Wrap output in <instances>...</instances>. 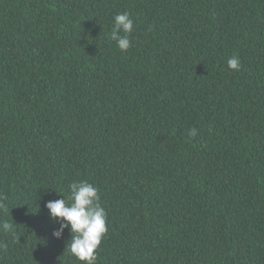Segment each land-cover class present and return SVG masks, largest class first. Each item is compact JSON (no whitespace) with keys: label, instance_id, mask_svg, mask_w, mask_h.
I'll use <instances>...</instances> for the list:
<instances>
[{"label":"trees","instance_id":"obj_1","mask_svg":"<svg viewBox=\"0 0 264 264\" xmlns=\"http://www.w3.org/2000/svg\"><path fill=\"white\" fill-rule=\"evenodd\" d=\"M79 180L96 264H264V0H0V264H85L46 207Z\"/></svg>","mask_w":264,"mask_h":264},{"label":"clouds","instance_id":"obj_2","mask_svg":"<svg viewBox=\"0 0 264 264\" xmlns=\"http://www.w3.org/2000/svg\"><path fill=\"white\" fill-rule=\"evenodd\" d=\"M134 30V20L131 14L123 12L116 14L112 21L111 40L115 41L123 52L131 47V33ZM228 67L239 70L241 63L238 55L228 59ZM198 129H189V135L195 137ZM70 195L59 199L49 200L46 204L50 218L59 224L54 228L53 236L63 238L65 229L71 233V239L66 245V250L85 264H96L99 248L103 236L108 231V213L101 203V191L97 185L88 180L73 181L69 185ZM6 197L0 194V212L8 211L5 203ZM0 230L11 232L16 238L14 225L8 220L0 223ZM3 247H7L4 244Z\"/></svg>","mask_w":264,"mask_h":264}]
</instances>
